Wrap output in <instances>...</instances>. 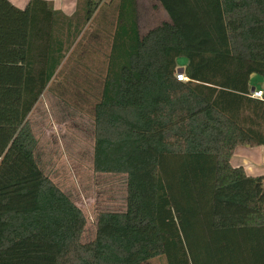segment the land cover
<instances>
[{
    "label": "trees",
    "instance_id": "1",
    "mask_svg": "<svg viewBox=\"0 0 264 264\" xmlns=\"http://www.w3.org/2000/svg\"><path fill=\"white\" fill-rule=\"evenodd\" d=\"M157 1L169 21L140 35L135 0H77L72 16L31 0L19 109L0 114V264H264L254 243L264 236V175L230 163L237 146L264 145V0ZM90 29L101 42L93 50ZM77 37V68L90 77L95 59L101 67L92 169L125 176L123 206L100 211L87 241L84 213L40 167L29 121ZM77 74L62 85L90 92ZM41 174L48 180L30 184ZM31 190L35 207L11 205Z\"/></svg>",
    "mask_w": 264,
    "mask_h": 264
},
{
    "label": "rangeland",
    "instance_id": "2",
    "mask_svg": "<svg viewBox=\"0 0 264 264\" xmlns=\"http://www.w3.org/2000/svg\"><path fill=\"white\" fill-rule=\"evenodd\" d=\"M137 5L142 33L167 18L156 0H137ZM95 32L94 29H90L86 33V42L87 45L91 44L92 47L89 48L91 50L101 44L97 43L100 37L98 36L96 40ZM91 65L90 77L89 72L86 75L80 68L69 70V66H64L62 74L51 84V88L40 96L29 115L37 142L35 154L44 175L71 195L85 215L83 241L93 238L97 214L103 210L121 208L125 196L124 175L101 174L92 169L94 134L90 123L91 108L99 96L100 81L97 74L100 73L101 67L96 59ZM78 72L74 83H80L86 78L89 82L86 88L90 90L86 94H77L76 84L70 87L62 85L67 73L72 75ZM255 77L261 79L259 76ZM0 132L2 135L5 133ZM44 175L30 179V184L46 180ZM10 203L18 210L32 209L35 204L34 191L18 195L12 198ZM143 264L166 262L163 257H156Z\"/></svg>",
    "mask_w": 264,
    "mask_h": 264
},
{
    "label": "crops",
    "instance_id": "3",
    "mask_svg": "<svg viewBox=\"0 0 264 264\" xmlns=\"http://www.w3.org/2000/svg\"><path fill=\"white\" fill-rule=\"evenodd\" d=\"M7 1L12 7H0V114H16L18 112L19 103L21 99L26 46L30 32L31 0ZM46 1L49 2L50 7L53 11H57L58 13L63 14L65 16H72L77 8V0ZM156 2L158 3L157 0ZM137 7V0H135L138 32L140 35H143L149 29L142 33V25L140 24ZM160 8L167 17L162 22L169 21L166 12L161 6ZM40 12H44L43 9ZM103 12H107V10ZM56 16L57 15H48L49 19L53 23L55 22L54 20H56ZM58 24L60 28V21H58ZM40 25L41 24L38 21L37 26ZM78 39L79 37H77L75 43L71 46L69 50V52H71L72 50H74L75 52V55H73L72 58L70 57V61L68 63V66L71 69H75L77 67L78 54H76V51L78 46ZM84 44L85 42L82 43L83 46H85ZM179 62L184 64L185 61L183 59H179ZM63 64L64 61L61 63L59 68H61ZM253 81H256V83L259 84H255V82ZM262 85V78L257 79L255 75L251 76V88L261 89ZM44 92L42 93V95L44 94ZM230 163L232 166H241L247 176L264 175V145L254 147L249 145L237 146L231 155ZM257 241L264 244L263 233L262 237H254V243H256ZM260 259H264V251Z\"/></svg>",
    "mask_w": 264,
    "mask_h": 264
},
{
    "label": "built area",
    "instance_id": "4",
    "mask_svg": "<svg viewBox=\"0 0 264 264\" xmlns=\"http://www.w3.org/2000/svg\"><path fill=\"white\" fill-rule=\"evenodd\" d=\"M176 79L179 81H186L187 78L184 75V73H177L175 75ZM251 96L253 98H261L262 97V91L260 89H254L253 92H251Z\"/></svg>",
    "mask_w": 264,
    "mask_h": 264
},
{
    "label": "water",
    "instance_id": "5",
    "mask_svg": "<svg viewBox=\"0 0 264 264\" xmlns=\"http://www.w3.org/2000/svg\"><path fill=\"white\" fill-rule=\"evenodd\" d=\"M183 71H184V68H183V67H179V68H177V70H176L177 73H183ZM253 90H254V89L251 88L250 91L253 92Z\"/></svg>",
    "mask_w": 264,
    "mask_h": 264
}]
</instances>
